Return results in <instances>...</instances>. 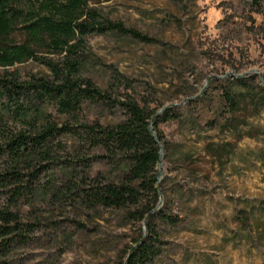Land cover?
Masks as SVG:
<instances>
[{"label": "rangeland", "instance_id": "obj_1", "mask_svg": "<svg viewBox=\"0 0 264 264\" xmlns=\"http://www.w3.org/2000/svg\"><path fill=\"white\" fill-rule=\"evenodd\" d=\"M96 8L102 23L151 41L91 32L77 48V75L113 99L175 113L159 123L165 148L151 213L177 221L154 215L161 243L149 264H264V0H109ZM8 71L21 82L57 81L38 59ZM43 102L62 130L38 171L22 169L19 194L16 182L0 186V227L15 224L3 221L4 211L18 224L7 235L0 228V264H118L146 231L133 214L150 193L141 189L136 205L89 200L86 190L120 184L127 169L83 126H113L123 112L109 100H81L71 114L54 99ZM8 165L0 155V172Z\"/></svg>", "mask_w": 264, "mask_h": 264}, {"label": "trees", "instance_id": "obj_2", "mask_svg": "<svg viewBox=\"0 0 264 264\" xmlns=\"http://www.w3.org/2000/svg\"><path fill=\"white\" fill-rule=\"evenodd\" d=\"M106 1L109 0H0V155L9 163L0 172V186L16 182L14 193L19 194L23 187L22 169L32 166L38 171L36 164L49 158L50 141L62 127L50 121L44 100H56L59 109L67 114L86 99L119 104L123 112L121 121L113 126L85 124L83 133L92 143L101 144L112 156L124 161L125 180L92 192L86 190L85 196L107 206L136 205L139 191H149L151 200L133 214L137 220H146V232L133 240L125 259L118 263L149 264L159 254L161 243L151 224L154 215L170 223L177 221V217L161 211L151 213L158 197L160 150L165 148L159 123L174 118L175 113L171 107L156 112L132 99H113L90 80L77 75L82 55L77 48L91 32L114 30L138 40L151 41L122 23H102L96 7ZM41 52L62 56L65 61L59 66L52 59L39 55ZM30 59L44 63L57 81L40 76L21 82L8 71L14 64ZM238 83L244 82L238 79ZM9 123L18 126L16 131H5ZM1 214L4 222H15L12 227L7 224L0 227L5 235L11 234L18 226L16 216L5 211Z\"/></svg>", "mask_w": 264, "mask_h": 264}, {"label": "water", "instance_id": "obj_3", "mask_svg": "<svg viewBox=\"0 0 264 264\" xmlns=\"http://www.w3.org/2000/svg\"><path fill=\"white\" fill-rule=\"evenodd\" d=\"M164 109V108H163ZM162 109V110H163ZM162 147H161V150H160V157H159V163H160V160H161V152H162ZM144 226H145V229H146V220H144ZM146 232V231H145Z\"/></svg>", "mask_w": 264, "mask_h": 264}]
</instances>
